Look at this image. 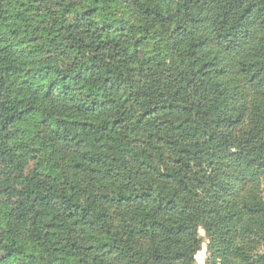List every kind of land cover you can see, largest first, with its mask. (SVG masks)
I'll use <instances>...</instances> for the list:
<instances>
[{"label":"trees","instance_id":"trees-1","mask_svg":"<svg viewBox=\"0 0 264 264\" xmlns=\"http://www.w3.org/2000/svg\"><path fill=\"white\" fill-rule=\"evenodd\" d=\"M264 264V0H0V264Z\"/></svg>","mask_w":264,"mask_h":264},{"label":"rangeland","instance_id":"rangeland-1","mask_svg":"<svg viewBox=\"0 0 264 264\" xmlns=\"http://www.w3.org/2000/svg\"><path fill=\"white\" fill-rule=\"evenodd\" d=\"M200 235L203 237L204 243L202 246V250L196 255L197 264H207V258L209 256L208 251V236L204 229H200Z\"/></svg>","mask_w":264,"mask_h":264}]
</instances>
